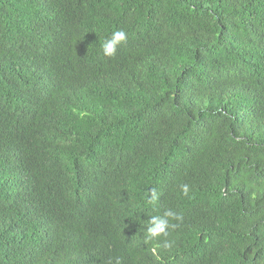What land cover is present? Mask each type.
<instances>
[{
  "label": "trees",
  "instance_id": "1",
  "mask_svg": "<svg viewBox=\"0 0 264 264\" xmlns=\"http://www.w3.org/2000/svg\"><path fill=\"white\" fill-rule=\"evenodd\" d=\"M117 259L264 264V0H0V264Z\"/></svg>",
  "mask_w": 264,
  "mask_h": 264
},
{
  "label": "clouds",
  "instance_id": "2",
  "mask_svg": "<svg viewBox=\"0 0 264 264\" xmlns=\"http://www.w3.org/2000/svg\"><path fill=\"white\" fill-rule=\"evenodd\" d=\"M127 40V34L124 30H116L114 31L111 36L107 39H105L102 44V52L105 56H114L117 52V47L121 45L122 43H125ZM180 189L184 196L189 195V185L187 184H181ZM159 199L158 193L155 191L152 192L151 197L148 200V203L155 205L157 200ZM168 218H172L175 220H181L182 217L177 214L176 212L172 211L171 209H168L165 211L163 216L154 215L149 220V227L147 229V233L145 236V241H153L155 238L160 237L161 235L167 236L168 235V229L175 228L176 224H171L169 222ZM158 246L169 249L171 247V242L165 240L162 244H159ZM111 264V261L109 262ZM116 264H120L119 259H117Z\"/></svg>",
  "mask_w": 264,
  "mask_h": 264
}]
</instances>
